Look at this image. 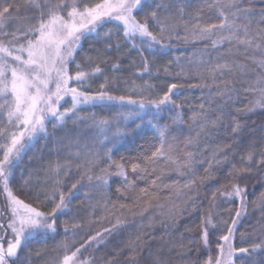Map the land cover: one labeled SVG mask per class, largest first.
Listing matches in <instances>:
<instances>
[{
  "label": "snow or ice",
  "instance_id": "obj_1",
  "mask_svg": "<svg viewBox=\"0 0 264 264\" xmlns=\"http://www.w3.org/2000/svg\"><path fill=\"white\" fill-rule=\"evenodd\" d=\"M85 41L95 55L78 60ZM183 44L196 48L176 55ZM252 114L264 0H0V264H170L172 249L182 264H264ZM41 142L39 167L25 165Z\"/></svg>",
  "mask_w": 264,
  "mask_h": 264
},
{
  "label": "trees",
  "instance_id": "obj_2",
  "mask_svg": "<svg viewBox=\"0 0 264 264\" xmlns=\"http://www.w3.org/2000/svg\"><path fill=\"white\" fill-rule=\"evenodd\" d=\"M115 39V37H114ZM99 46V45H97ZM196 46L193 44H183V45H178L177 48H175L173 51L176 55H180V56H186V55H191L192 52L195 50ZM85 55H91L94 56L95 55V50L93 48V45L91 42L89 41H85L83 43V51L78 50L77 53V59L79 60L81 57L85 56ZM137 63H139V61L137 60ZM125 67H127V65H125ZM175 67V66H173ZM129 75L128 72L125 73V76L127 77ZM153 83H155L159 88H163L165 87L169 82H170V78L168 77H164L163 75H161V78L159 80L153 79L152 81ZM93 87H95V85H93ZM199 89H186L185 90V94L188 97V100L190 101V103L195 104L198 100L199 97ZM185 110H188L187 108ZM185 120H187V118H185ZM251 120L255 121V127L258 128V126L261 124L262 121H264V116L260 115V114H252L251 115ZM177 127H187V123H179L177 122ZM69 127H71V125H69ZM51 130V128L49 129ZM59 132V130H57ZM148 140L150 143H152L153 141L151 140V136L148 137ZM144 143V140L141 138H137L136 140L133 141H126L123 142L120 145L121 148V154L123 155H129V154H135L137 151L140 150V145ZM42 146V142L41 144H38L36 146V148H33L31 151H29L27 153V156L25 157V165H28L29 162H31V164L33 165V167H39V159L34 155V153L37 152V149H39ZM249 191L253 190V185H255V190L257 192V195L259 193V185L255 184V181H249ZM255 206L250 204L249 207V212L250 215H252L254 217V219L249 222L248 220H245L241 225H239V230L240 232L244 233V238L247 239L248 237V233L252 231L253 228V224H255V222L260 218V211L257 209L255 212H253V208ZM159 210H150L149 213H146L145 215H152V214H156L158 213ZM220 214L224 217L227 218L228 213L226 211H224L223 208L220 209ZM139 219V217L137 218ZM190 219L189 216H185L183 219H181L176 227V229L174 230V234H173V238H176V234L184 232V225L185 223ZM154 234L157 236V240L155 241L156 243H159V237L161 235H164V227L163 225L159 222V217L157 215V223L155 224L154 227ZM188 233H185V236H188ZM191 235H195V233H192ZM83 238V234L79 235L77 237V239H82ZM59 239H62V237H58L57 241ZM167 239V237H166ZM241 242V237L238 235L236 238V243L240 244ZM54 244V241L49 240L47 242V246L49 248V250L52 248ZM165 254L166 256H168L170 258V264H182V258L181 256L178 254V250L177 249H172L171 253H168L167 250H165ZM191 254V253H189Z\"/></svg>",
  "mask_w": 264,
  "mask_h": 264
}]
</instances>
